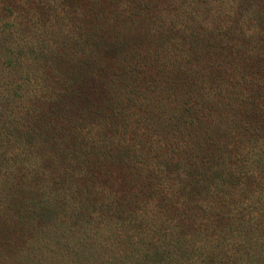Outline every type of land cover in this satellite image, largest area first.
<instances>
[{"label": "trees", "instance_id": "trees-1", "mask_svg": "<svg viewBox=\"0 0 264 264\" xmlns=\"http://www.w3.org/2000/svg\"><path fill=\"white\" fill-rule=\"evenodd\" d=\"M0 264H264V0H0Z\"/></svg>", "mask_w": 264, "mask_h": 264}, {"label": "rangeland", "instance_id": "rangeland-1", "mask_svg": "<svg viewBox=\"0 0 264 264\" xmlns=\"http://www.w3.org/2000/svg\"><path fill=\"white\" fill-rule=\"evenodd\" d=\"M75 35H78V32H75ZM116 36H117V32H116ZM116 38H117V37H116ZM79 39H80V38H79ZM116 41H117V39H116ZM113 46H114V45H113ZM113 46H112L111 48H113ZM114 48H117L116 44H115ZM113 51H114V49H113Z\"/></svg>", "mask_w": 264, "mask_h": 264}]
</instances>
